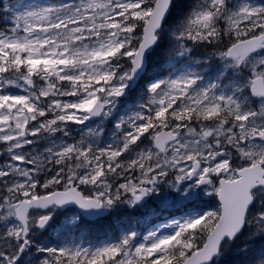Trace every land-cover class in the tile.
<instances>
[{
  "label": "snow or ice",
  "instance_id": "6c2138e0",
  "mask_svg": "<svg viewBox=\"0 0 264 264\" xmlns=\"http://www.w3.org/2000/svg\"><path fill=\"white\" fill-rule=\"evenodd\" d=\"M0 264H264V0H0Z\"/></svg>",
  "mask_w": 264,
  "mask_h": 264
},
{
  "label": "trees",
  "instance_id": "16d2710c",
  "mask_svg": "<svg viewBox=\"0 0 264 264\" xmlns=\"http://www.w3.org/2000/svg\"><path fill=\"white\" fill-rule=\"evenodd\" d=\"M135 215L138 216L139 213H137V214H135ZM153 220H154V219L151 218L149 221H152V222H153ZM111 223H112V228H113V229L119 230V228H120V223H119L118 221L113 220ZM146 224H147V225H150L151 223L143 221L140 227H141V228H142V227L145 228V225H146Z\"/></svg>",
  "mask_w": 264,
  "mask_h": 264
},
{
  "label": "rangeland",
  "instance_id": "374dc122",
  "mask_svg": "<svg viewBox=\"0 0 264 264\" xmlns=\"http://www.w3.org/2000/svg\"><path fill=\"white\" fill-rule=\"evenodd\" d=\"M151 218H152V217H148V220L145 221V222H148ZM152 219H154V218H152ZM153 222H154V223H158L159 221H157V220L154 219ZM151 227H152V223H151L150 225H147V224H146V225H145V228L142 227L141 230H144V229H147V228H151Z\"/></svg>",
  "mask_w": 264,
  "mask_h": 264
}]
</instances>
